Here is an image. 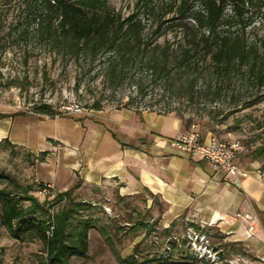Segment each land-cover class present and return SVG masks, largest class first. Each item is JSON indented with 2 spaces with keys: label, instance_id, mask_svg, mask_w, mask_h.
<instances>
[{
  "label": "rangeland",
  "instance_id": "rangeland-1",
  "mask_svg": "<svg viewBox=\"0 0 264 264\" xmlns=\"http://www.w3.org/2000/svg\"><path fill=\"white\" fill-rule=\"evenodd\" d=\"M72 1L85 3L90 0ZM98 1V5L109 13L126 17L136 12L144 22H150L158 17H172L174 14L171 10L181 0H150V8L140 7L138 10L134 6L136 0ZM185 1L191 11L201 10L200 0ZM262 2L264 0H252L251 3L244 0L242 8L246 10L244 18L248 22L244 29L235 22L230 27L221 25L219 31L229 29L233 37H242L251 51L255 67L264 72ZM224 14L226 17L233 16L236 21L230 6L226 7ZM19 15L20 5L17 0H0V118H50L34 111L35 105L48 104L59 113L51 117L53 119H64L70 123L74 119L84 118L99 121V112L89 108L93 101H101L103 111L108 113L125 103L128 97H134L133 89L128 85L119 89L114 96L104 92L100 76L95 78L94 70L84 72L89 66L87 63L66 61L32 39L14 42V33L11 37L6 35ZM173 34V30H167L158 42L171 39ZM97 65L94 63L93 67ZM207 67L202 68L206 72L196 80L198 93L191 101L186 97L162 95V86L157 83L148 88L146 98L136 99L133 106L154 113L166 106L176 109L181 117L171 114L181 121L183 132L175 139L187 138L195 133L198 142L214 136L223 142L236 143L240 150L235 156V164H254L264 173V153L261 152L264 146V89L251 78L248 67L230 73L227 78L216 77L209 69L207 71ZM206 85H209V90L204 94ZM216 89H219L218 94ZM252 101L258 102L246 106ZM1 142L0 172L7 176L0 178V189L16 198L27 195L35 197L39 203L45 202L44 208L47 211L42 213L43 218L47 217V213L51 218L63 206L64 202H57L55 195L74 186V201L91 206L81 214L91 219V227L87 232V253L84 257L71 256L68 264H119L117 255L127 257L136 248L143 256L156 255L162 253L170 238L181 240L186 236L189 222L180 220L174 222L175 226L169 236L162 234L163 228L157 218L161 207L154 199L149 201L147 192L121 196L118 185L113 181L99 184L83 181L77 166L75 170L69 166L73 163L76 165L79 159L73 147L62 146L61 142L52 140L50 148L42 152L12 144L1 145ZM68 151L70 156L66 155ZM28 204V201L19 200L21 207H27ZM138 221L145 228L139 227ZM198 227L206 235L207 248L217 252L214 259L207 258L205 253L201 256L188 249L196 259L195 262L173 257L170 261L158 264H246L247 254L241 246L234 245L231 248L214 229ZM0 264H47L44 245L38 239H14L0 221Z\"/></svg>",
  "mask_w": 264,
  "mask_h": 264
},
{
  "label": "trees",
  "instance_id": "trees-1",
  "mask_svg": "<svg viewBox=\"0 0 264 264\" xmlns=\"http://www.w3.org/2000/svg\"><path fill=\"white\" fill-rule=\"evenodd\" d=\"M17 1L20 15L6 36L11 37L14 33V42L17 43L35 40L66 61L87 63L89 66L84 72L94 70L95 78L100 76L104 92L108 94L114 96L128 85L133 89L134 97H128L115 109L142 111L133 103L136 99L146 98L148 88L157 83L162 86V95L186 97L191 101L198 93L196 80L206 72L202 69L206 66L207 71L209 69L219 78H227L230 73L248 67L251 78L264 89V72L255 67L245 40L233 37L229 29L219 31L223 24L230 27L236 22L242 29L248 25L244 18L246 10L242 8L244 0H200V11H191L186 1L181 0L171 10L172 17H158L150 22H144L136 12L126 17L109 13L98 5V0L85 3L72 0ZM149 2L136 0L134 6L137 10L140 7L150 8ZM227 6H230L236 21L233 16H225ZM167 30L174 31L173 37L158 42ZM94 63L98 64L97 67H93ZM208 86L203 90L204 94L208 92ZM218 90L215 91L217 94ZM255 102L258 101L246 106ZM102 107L101 101L95 100L89 108L100 110ZM34 111L50 117L59 115L48 104L35 105ZM169 113L181 117L179 111L169 106L158 111L163 115ZM2 144L9 145V142L3 140ZM261 152L264 153V146ZM6 176L0 172V178ZM74 188L76 186L55 195L54 199L64 204L51 218L48 213L43 218L45 202L39 203L35 197L27 195L16 198L0 189L1 224L16 240L38 239L44 245L47 264H68L71 256L84 257L88 249L87 232L91 219L81 214L91 206L74 201ZM19 200L28 201V206L21 207ZM138 226L145 228L140 221ZM174 226L175 223H172L162 230V234L169 236ZM188 226L200 230L195 224L188 223ZM234 245L230 244V247ZM186 246L183 239L170 238L162 253L148 254L147 257L138 253L136 248L133 254L127 257L117 255L116 258L119 264H158L173 257L195 262Z\"/></svg>",
  "mask_w": 264,
  "mask_h": 264
},
{
  "label": "crops",
  "instance_id": "crops-1",
  "mask_svg": "<svg viewBox=\"0 0 264 264\" xmlns=\"http://www.w3.org/2000/svg\"><path fill=\"white\" fill-rule=\"evenodd\" d=\"M95 112L101 120L0 118V142L42 152L52 140L73 147L79 159L69 166H77L86 183L113 181L121 196L145 191L161 207V228L179 220L206 226L229 245L241 246L246 264H264V173L256 165L236 163L241 173L231 176L188 156L172 144L183 130L171 113L125 108Z\"/></svg>",
  "mask_w": 264,
  "mask_h": 264
},
{
  "label": "built area",
  "instance_id": "built-area-1",
  "mask_svg": "<svg viewBox=\"0 0 264 264\" xmlns=\"http://www.w3.org/2000/svg\"><path fill=\"white\" fill-rule=\"evenodd\" d=\"M196 134L192 133L189 137L177 138L172 141V144L179 150L184 151L188 156H198L211 164L215 171H222L225 175L237 176L241 172L235 164V156L240 147L236 143H227L216 139L214 136H209L202 142H198ZM245 218L248 219L246 216ZM253 225L250 224L247 228V234L251 235ZM191 251L205 253L207 258L214 259L217 252L207 248V238L204 232L187 227V233L182 238ZM212 251V252H211ZM202 256V255H201Z\"/></svg>",
  "mask_w": 264,
  "mask_h": 264
}]
</instances>
